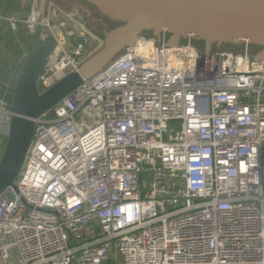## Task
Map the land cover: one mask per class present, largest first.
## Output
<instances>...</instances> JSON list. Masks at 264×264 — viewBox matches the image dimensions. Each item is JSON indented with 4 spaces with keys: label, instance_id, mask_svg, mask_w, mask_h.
<instances>
[{
    "label": "built area",
    "instance_id": "built-area-1",
    "mask_svg": "<svg viewBox=\"0 0 264 264\" xmlns=\"http://www.w3.org/2000/svg\"><path fill=\"white\" fill-rule=\"evenodd\" d=\"M27 3L0 28L54 36L43 90L79 71L88 31ZM184 39L139 35L34 119L17 191L0 194V264H104L111 249L123 264H264V58Z\"/></svg>",
    "mask_w": 264,
    "mask_h": 264
},
{
    "label": "water",
    "instance_id": "water-1",
    "mask_svg": "<svg viewBox=\"0 0 264 264\" xmlns=\"http://www.w3.org/2000/svg\"><path fill=\"white\" fill-rule=\"evenodd\" d=\"M120 25L110 30L101 47L89 55L78 72H69L49 87L40 90L38 78L56 46L53 35L42 37L36 25L18 70L11 101L7 139L0 158V194L12 187L24 160L34 119L51 110L75 90L83 78L90 77L126 46L132 45L145 30L155 36L170 33L168 43L181 38L202 40L205 52L213 44H240L247 41L261 46L258 59L264 58V0H85ZM46 0H40V10ZM79 42L83 40L79 39Z\"/></svg>",
    "mask_w": 264,
    "mask_h": 264
},
{
    "label": "rangeland",
    "instance_id": "rangeland-1",
    "mask_svg": "<svg viewBox=\"0 0 264 264\" xmlns=\"http://www.w3.org/2000/svg\"><path fill=\"white\" fill-rule=\"evenodd\" d=\"M50 1L54 4V9L56 11V13L58 11H62V15L65 16V18L68 16H71L73 18L74 21H70V26L74 27V28H78L80 26V24H82L84 26V28L86 29V31L89 32L88 34V39L89 42H87L86 44V50L87 53L88 51H90L91 49V54H93L94 52H96L100 47L96 46L99 41L94 37H98L101 40H103L106 36V34L112 30L116 25L115 23H111L109 19H107L105 16H103L96 8L94 7H90L89 5H87V7H81L79 5V0H46ZM26 2V0H25ZM85 8H90L91 11H93L95 14L92 16L89 13L85 12ZM99 17H98V16ZM6 24V23H3ZM24 27V26H23ZM9 34H5L6 39L4 41H8L6 43L10 44L9 47L6 49V52L8 54H11L14 50V48L18 47V45H21L24 43V45H28L30 44L31 41V36L28 35V31H26L24 28L21 27V29L19 30H12L11 32L8 31ZM140 35H146L147 37L149 34L147 32H142ZM170 36V35H169ZM155 39H157V36L154 37ZM184 38L180 39V42H182ZM70 42L72 41V39H69ZM193 40V38H192ZM195 40V39H194ZM1 40H0V44H1ZM194 43V42H192ZM197 44V43H196ZM241 44V45H240ZM238 44L239 46L236 47L239 50L243 48L242 43ZM197 47L199 48L200 51H204L205 50V45L204 43L201 44H197ZM236 48L230 47V46H226V45H222V44H213L212 49H225L228 51H234L237 52L239 51L238 49L236 50ZM13 49V50H12ZM257 47H250V51L252 53H257ZM122 51H119L117 53V55L121 54ZM116 56V55H115ZM114 56V57H115ZM95 117H96V113L94 112H89V113H85V114H79L78 116L75 117V121L79 127L80 130H83L85 127L83 126V124L86 122L87 124L92 125L95 121ZM175 129L178 130L177 127H175ZM2 136V135H0ZM2 141H1V137H0V158L2 156L3 150H4V146L6 143V139H7V134L5 136V138L2 137ZM112 254V253H111ZM120 260H122V258L120 257ZM113 264V262H112ZM115 264V263H114Z\"/></svg>",
    "mask_w": 264,
    "mask_h": 264
},
{
    "label": "crops",
    "instance_id": "crops-1",
    "mask_svg": "<svg viewBox=\"0 0 264 264\" xmlns=\"http://www.w3.org/2000/svg\"><path fill=\"white\" fill-rule=\"evenodd\" d=\"M20 13L22 17H26L29 13V4L27 3V0H0V13L3 15H12L15 13ZM24 25H19V27L16 30H19L24 28ZM14 29H11L8 24H3L0 28V98H4L7 103L9 96L12 94L14 82L18 73V70L20 68V65L22 63V60L25 56V46L24 43L21 45H18V47L14 48L13 52L11 54H8L6 52V49L9 47L10 44L6 43L8 41H4L7 36L5 34H9ZM27 31V30H26ZM89 34V32H88ZM28 35L31 36V34L28 32ZM32 37V36H31ZM99 43L96 45L97 47L102 45L103 40L100 38L94 36ZM89 42V40H88ZM94 49V48H93ZM91 49V50H93ZM91 50L88 51L87 55H91ZM8 132V127L4 121L0 124V136L1 141L3 138H5L6 134ZM112 253V254H111ZM123 264L122 260H120V255L117 254L115 249H111V252L109 254L108 259L104 262V264Z\"/></svg>",
    "mask_w": 264,
    "mask_h": 264
},
{
    "label": "trees",
    "instance_id": "trees-1",
    "mask_svg": "<svg viewBox=\"0 0 264 264\" xmlns=\"http://www.w3.org/2000/svg\"><path fill=\"white\" fill-rule=\"evenodd\" d=\"M84 2H86V3H88L87 1H85V0H83ZM89 5H91L90 3H88ZM91 6H93L94 8H96L94 5H91ZM97 9V8H96ZM98 10V9H97ZM99 11V10H98ZM100 12V11H99ZM104 15V14H103ZM105 17H107V16H105ZM107 19H109L110 20V22L111 23H115V25L116 26H118V25H120V22H118V21H115V20H112L111 18H109V17H107ZM115 26V27H116ZM143 32H147L149 35L148 36H150V37H155V34H154V32L152 31V30H145V31H143ZM168 35H170V33H167ZM183 40H185V39H183ZM182 40V41H183ZM192 42H194L193 44H195L196 46H197V44H203V41L202 40H192ZM197 43V44H196ZM222 45H226V46H230V47H233V48H236V47H238L239 45L238 44H233V43H223ZM241 45V44H240ZM251 46L252 47H257V52L258 51H260L261 49H262V47L261 46H258V45H255V44H251ZM238 48H236V50H237ZM239 50V49H238ZM10 101H11V95L9 96V99H8V103H10Z\"/></svg>",
    "mask_w": 264,
    "mask_h": 264
},
{
    "label": "flooded vegetation",
    "instance_id": "flooded-vegetation-1",
    "mask_svg": "<svg viewBox=\"0 0 264 264\" xmlns=\"http://www.w3.org/2000/svg\"><path fill=\"white\" fill-rule=\"evenodd\" d=\"M74 1V0H73ZM79 5L81 7H87V5H89L88 3L84 2L83 0H79ZM91 7V5H89ZM93 7V6H92ZM85 12L89 13L90 15H94L95 13L93 11H91V9L89 8H85ZM101 13V12H100ZM102 14V13H101ZM103 15V14H102ZM98 16V15H97ZM105 16V15H103ZM99 17V16H98ZM107 18V17H106Z\"/></svg>",
    "mask_w": 264,
    "mask_h": 264
}]
</instances>
